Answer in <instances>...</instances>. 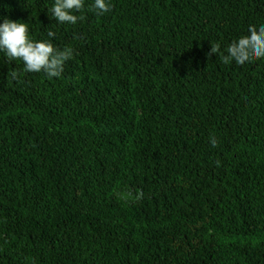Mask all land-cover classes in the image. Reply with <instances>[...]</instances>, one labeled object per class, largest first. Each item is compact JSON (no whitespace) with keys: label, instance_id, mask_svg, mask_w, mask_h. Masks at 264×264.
Wrapping results in <instances>:
<instances>
[{"label":"trees","instance_id":"1","mask_svg":"<svg viewBox=\"0 0 264 264\" xmlns=\"http://www.w3.org/2000/svg\"><path fill=\"white\" fill-rule=\"evenodd\" d=\"M92 2L0 0L72 50L59 78L0 52V264H264V59L211 53L264 0Z\"/></svg>","mask_w":264,"mask_h":264},{"label":"clouds","instance_id":"2","mask_svg":"<svg viewBox=\"0 0 264 264\" xmlns=\"http://www.w3.org/2000/svg\"><path fill=\"white\" fill-rule=\"evenodd\" d=\"M85 6V0H54L48 12L51 19L60 24H75L81 17L74 13L80 12ZM90 10L102 15L110 11L108 0H93ZM49 38L54 33H47ZM0 52L4 53L9 61L19 60L23 63L25 72L41 73L48 78H59L63 71L64 63L72 57V50L65 48L57 50L50 40H33L29 34L26 23L0 18ZM211 53L219 56L224 64L234 62L244 65L257 59H264V25L249 27L247 34L233 41L226 49V54H221L219 45L211 47ZM216 146V140H211ZM120 199L126 200L132 194L121 192L117 194ZM137 198H139L137 196Z\"/></svg>","mask_w":264,"mask_h":264}]
</instances>
